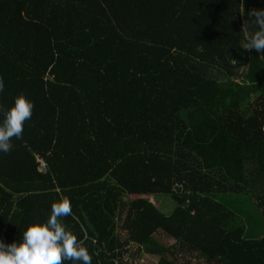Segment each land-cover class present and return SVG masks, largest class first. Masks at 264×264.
<instances>
[{"label":"trees","instance_id":"obj_1","mask_svg":"<svg viewBox=\"0 0 264 264\" xmlns=\"http://www.w3.org/2000/svg\"><path fill=\"white\" fill-rule=\"evenodd\" d=\"M252 9L264 0H0V106L34 104L0 152V239L19 243L62 192L92 264H123L131 244L156 264H264V52L240 46Z\"/></svg>","mask_w":264,"mask_h":264},{"label":"clouds","instance_id":"obj_2","mask_svg":"<svg viewBox=\"0 0 264 264\" xmlns=\"http://www.w3.org/2000/svg\"><path fill=\"white\" fill-rule=\"evenodd\" d=\"M239 10L243 14V4ZM249 15L254 18L257 30L249 31L244 23V40L240 46L246 51L264 52V9H252ZM4 88V80L0 78V92ZM33 108V102L24 94L18 95L8 108L0 106L4 116L0 121V152H10L12 140L22 139L24 124L31 119ZM57 195L59 198L52 203L46 221L28 224L19 243L0 239V264H92V254L84 240L62 222L73 215L70 198L62 192Z\"/></svg>","mask_w":264,"mask_h":264},{"label":"rangeland","instance_id":"obj_3","mask_svg":"<svg viewBox=\"0 0 264 264\" xmlns=\"http://www.w3.org/2000/svg\"><path fill=\"white\" fill-rule=\"evenodd\" d=\"M43 169V164L42 167ZM150 200L159 208L161 209L164 213H169V209L174 207V202L169 197H154L151 198ZM223 201L228 207L232 208L233 210L237 211L239 214H243L246 212H249L250 210L253 209L252 202L248 198L247 195L245 194H236V195H225L223 196ZM254 216H258L257 214L254 213ZM251 228L253 230L258 229V223L257 222H252ZM263 231H264V226H263ZM159 240H161L163 243L169 245L173 243V240L166 236L165 234L161 233L158 237ZM130 252L129 254H124V261L123 264H156L157 257L153 255H146V254H134L133 250H135V245L131 244L129 246Z\"/></svg>","mask_w":264,"mask_h":264}]
</instances>
